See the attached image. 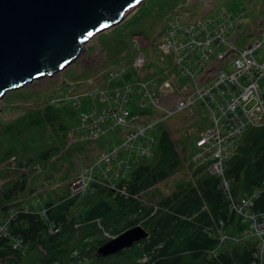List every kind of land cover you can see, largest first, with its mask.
Here are the masks:
<instances>
[{
  "label": "built area",
  "instance_id": "2783aa9c",
  "mask_svg": "<svg viewBox=\"0 0 264 264\" xmlns=\"http://www.w3.org/2000/svg\"><path fill=\"white\" fill-rule=\"evenodd\" d=\"M255 11L258 16L251 19L227 9L188 18L176 14L166 31L163 28L153 39L144 37L145 42L134 38L135 44L112 67L97 68L94 77L79 81L64 99L77 112L79 133L90 140L77 158L75 176L77 187L90 183L87 190L107 180L122 195L131 180L129 168L156 155L161 132L177 139L178 129L185 134L196 130L180 171L192 183L198 169L218 178L227 208L238 220L232 234L226 232L230 222L222 218L207 226L216 238L206 251L208 258H216L228 243L252 242V264H264V209H253L254 200L264 193V182L235 194L226 175V161L244 133L264 127V3ZM172 51L177 72L172 69L167 76L169 69L160 67ZM154 55L161 59L159 66L148 63ZM183 111L190 118L187 124L170 126L168 119L179 115L181 121ZM197 113L200 118L194 120ZM119 180L125 182L122 188ZM17 211L0 224V234H7L6 223Z\"/></svg>",
  "mask_w": 264,
  "mask_h": 264
},
{
  "label": "rangeland",
  "instance_id": "374dc122",
  "mask_svg": "<svg viewBox=\"0 0 264 264\" xmlns=\"http://www.w3.org/2000/svg\"><path fill=\"white\" fill-rule=\"evenodd\" d=\"M259 3H264V0H143L120 23L103 30L85 42L83 51L62 71L52 76L45 75L33 79L17 89L7 91L0 99V193L3 194L0 198V224H3L13 211L23 207L33 212L44 213L46 202H58L61 198L73 197L75 199L70 205L71 212L78 213L90 203L91 196L99 189H102L103 194L107 191L112 197L117 196L115 188L107 180L98 181L91 185L89 190L87 189L90 183H87V179H85L87 186L84 188L75 185L78 178L75 177L78 172L76 171L77 158H80L79 154L85 150V145L89 144L90 140L86 134L79 133L81 129L77 126L79 123L77 112L69 105L68 98L64 99L75 92L74 85L82 79L94 77L96 75L94 71L97 68L104 70L112 67L119 56L131 48L135 41L145 42L144 37L153 39L163 28L166 31L169 21L176 14H182L188 18V16L193 17L209 12V9L210 11L227 9L228 12H244L247 14L246 19H251L254 15L255 18L258 16L255 6ZM136 37L138 40L134 41ZM232 42L237 45L234 40ZM157 56L154 55L153 62L148 63L159 66L161 59ZM165 58L166 63L160 68L169 69L167 76H170L173 70L177 72V59L173 51ZM182 113L181 121L178 120L179 115H174L168 119V124L170 123L172 127H175L176 123L186 125L185 119L190 118L184 111ZM199 115L201 114L197 113L192 118L198 120ZM82 130L85 131V129ZM177 131H180L179 138L175 139L171 134V138L169 137L174 142L171 147L176 150L175 157L179 164L177 168L166 178L139 192H131L128 182L125 184L126 190L132 195H128L125 190L123 197L138 199L145 209L153 208L148 216L143 218H141L142 215L136 216L140 219L134 226L144 227L142 224H146L153 227L150 225L152 222L150 216L158 210V201L162 197H171L173 192L177 193L181 190L187 192L191 187L199 188V178L205 175L198 169L197 177L192 183L189 181V176L180 171L184 169L185 161L192 148V142L189 139H193L197 131H190L188 134L181 129ZM248 137L249 135L241 137L235 149L237 155H242L243 146ZM157 158L158 155H155L147 162L150 163ZM134 169L135 166L129 168V171ZM119 183L118 187L122 188L121 185L125 182L119 180ZM4 206L7 208L6 211ZM166 212L171 211L166 210ZM235 227L230 223L229 231L226 230V232L232 234ZM168 230L169 228L164 231ZM119 233L121 232L109 234L103 231L102 236L106 237L105 241L84 249V253L77 258L78 263L96 264L97 260L94 257H98L97 248ZM147 243L148 241H145V244ZM230 244L225 245L226 249ZM154 248L144 253L141 261L146 260ZM108 259L109 263L124 264L121 256H112Z\"/></svg>",
  "mask_w": 264,
  "mask_h": 264
},
{
  "label": "trees",
  "instance_id": "16d2710c",
  "mask_svg": "<svg viewBox=\"0 0 264 264\" xmlns=\"http://www.w3.org/2000/svg\"><path fill=\"white\" fill-rule=\"evenodd\" d=\"M245 135L249 137L242 155L235 151L227 160L226 175L235 194L264 182V127L250 128ZM173 143L161 132L156 151L158 158L151 164L144 162L135 167L128 182L131 192H139L159 182L177 168ZM199 179V188L173 192L171 197H162L158 201V210L150 216L153 227L142 224L148 228L147 239L113 255L94 257L96 264H113L108 262L112 256H121L124 264H252V242L231 243L216 258H208L206 251L216 240L208 233L207 226L220 218L232 225L238 220L227 208L218 178L205 174ZM2 195L0 193V198ZM74 199L46 202L44 213L17 209L6 223L7 234H0V264H79L77 258L84 249L105 241L103 231L109 234L122 232L134 226L140 219L136 216L143 218L153 211L152 207L145 209L138 199L120 194L112 197L110 192L103 194L99 189L91 196L89 205L72 213L70 205ZM3 208L7 210L6 206ZM253 209H264V193L254 200ZM153 248L152 254L141 261L143 254Z\"/></svg>",
  "mask_w": 264,
  "mask_h": 264
},
{
  "label": "water",
  "instance_id": "95a60500",
  "mask_svg": "<svg viewBox=\"0 0 264 264\" xmlns=\"http://www.w3.org/2000/svg\"><path fill=\"white\" fill-rule=\"evenodd\" d=\"M143 0H0V99L10 90L62 71L84 43ZM138 225L99 246L106 257L148 237Z\"/></svg>",
  "mask_w": 264,
  "mask_h": 264
},
{
  "label": "bare ground",
  "instance_id": "6f19581e",
  "mask_svg": "<svg viewBox=\"0 0 264 264\" xmlns=\"http://www.w3.org/2000/svg\"><path fill=\"white\" fill-rule=\"evenodd\" d=\"M119 23H120V22H119ZM117 24H118V23H117ZM110 27H112V26H110ZM110 27H108V28H110ZM104 30H105V29H104ZM90 39H91V38H90ZM82 51H83V48L81 49V51L79 52V54H80ZM79 54H78V55H79ZM78 55H77V56H78ZM145 57L148 58V56H145ZM76 58H77V57H76ZM76 58H75V59H76ZM69 64H70V63H69ZM69 64H68V65H69Z\"/></svg>",
  "mask_w": 264,
  "mask_h": 264
}]
</instances>
